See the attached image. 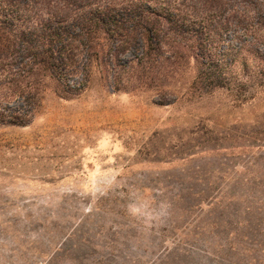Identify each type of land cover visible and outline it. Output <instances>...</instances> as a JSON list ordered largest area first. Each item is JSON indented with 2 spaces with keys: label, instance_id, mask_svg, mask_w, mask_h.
<instances>
[{
  "label": "rangeland",
  "instance_id": "1",
  "mask_svg": "<svg viewBox=\"0 0 264 264\" xmlns=\"http://www.w3.org/2000/svg\"><path fill=\"white\" fill-rule=\"evenodd\" d=\"M101 7L179 20L142 55L80 35ZM49 24L69 56L0 61V105L34 113L0 122V264H264V0H0V35Z\"/></svg>",
  "mask_w": 264,
  "mask_h": 264
},
{
  "label": "trees",
  "instance_id": "2",
  "mask_svg": "<svg viewBox=\"0 0 264 264\" xmlns=\"http://www.w3.org/2000/svg\"><path fill=\"white\" fill-rule=\"evenodd\" d=\"M109 11L110 10L107 7H101L99 9L92 8L91 10L87 11L85 15L77 16L78 18L75 22V28H78V31L81 32L80 35L88 40L91 39L93 33L97 32L103 33V35L106 37V40H109L112 35L116 34L120 39L121 46H123L122 50H124L126 46H128V44L129 46H135L138 44V42H141L144 44L142 55H149L151 50L155 49V46L159 43V36L164 27L167 26L168 28L174 29L175 26H177V22L179 20L175 17H167L166 20H161V18L157 16L159 12L153 10V8H147L145 14L143 13L145 16L134 13L135 9H132V14L127 19L128 22L131 23V25L130 27H127V30H124L123 24L120 25L118 24V20L114 21V19L108 17ZM66 12L67 11L65 7L62 6L57 11V14L63 15ZM49 19L51 18L49 17ZM141 23H143V25H141ZM207 28L209 29V27ZM218 28L219 27L214 26L213 30H218ZM45 29L46 28L43 29V36L38 35L37 39L33 43L24 31L20 30L12 33L10 30L4 29L2 34L0 35V61L7 58H15L14 60L16 61V51L22 43L24 44V50H26L27 54L32 58L26 61L24 65L22 64L23 68H25L29 63H35V58H37L38 56H46V59L42 57V61L49 63L51 59H49L50 54L48 53V51L54 53V51L56 50L55 43L59 40H62L64 42V45L57 49L60 54L61 60H63V56H69L71 54L70 52L73 50V41L71 39L68 40V35H65V27L56 26L54 28L49 24L47 33H45L44 31ZM2 40L3 43L1 44ZM40 43L42 45L48 46L47 50L34 51V48L38 49ZM38 63L40 64V62ZM56 67L57 66H53L52 69L56 70ZM69 67L70 65L67 68ZM20 70L22 69L20 68ZM210 74L216 76V73L214 71H211ZM30 89L31 88L26 89L28 93L31 91ZM23 90L25 91V89H22V91ZM33 116L34 113L31 109H26L22 113L16 111L8 112L6 111L4 106L0 105V122H3L5 124H16L22 126L27 125L32 120Z\"/></svg>",
  "mask_w": 264,
  "mask_h": 264
}]
</instances>
